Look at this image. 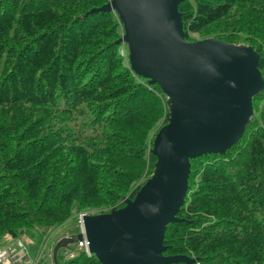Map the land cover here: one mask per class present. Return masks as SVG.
Masks as SVG:
<instances>
[{
	"label": "trees",
	"instance_id": "trees-1",
	"mask_svg": "<svg viewBox=\"0 0 264 264\" xmlns=\"http://www.w3.org/2000/svg\"><path fill=\"white\" fill-rule=\"evenodd\" d=\"M108 1L0 0V239L120 207L152 173L166 96L131 71L117 14L86 15ZM178 10L187 40L251 45L264 77V0H184ZM253 110L224 154L190 159L164 255L264 264V91ZM59 255L57 264H100L82 249Z\"/></svg>",
	"mask_w": 264,
	"mask_h": 264
},
{
	"label": "water",
	"instance_id": "water-1",
	"mask_svg": "<svg viewBox=\"0 0 264 264\" xmlns=\"http://www.w3.org/2000/svg\"><path fill=\"white\" fill-rule=\"evenodd\" d=\"M184 0H109L86 15L113 11L131 71L159 86L168 117L152 140L151 175L132 198L108 212L82 213L78 233L59 238L57 252L85 239L100 264H194L164 255L166 227L189 190L190 159L224 154L253 120V98L264 91L259 52L214 37L187 40L178 6Z\"/></svg>",
	"mask_w": 264,
	"mask_h": 264
},
{
	"label": "rangeland",
	"instance_id": "rangeland-1",
	"mask_svg": "<svg viewBox=\"0 0 264 264\" xmlns=\"http://www.w3.org/2000/svg\"><path fill=\"white\" fill-rule=\"evenodd\" d=\"M192 38L197 39L199 37L196 34H193ZM143 183L140 181L137 185H142ZM78 221L79 214L75 215L71 220H68L67 222L53 229H42L35 227L33 229L26 230L25 234L18 238L4 236L2 239H0V251L6 250L5 252L8 253V256H10H6L7 258H4L2 261H0V264H53L52 249L54 244L59 238L63 236H69L78 233L81 228V224ZM46 241L48 242L43 248L42 246ZM27 247L30 250H33V260L29 258V256L28 258H22V254H24V251H27ZM64 249L71 250L75 254H78L81 251V247L76 246V244H72L69 246V248ZM12 256L15 257L14 262L12 261ZM57 256H60L59 252H57ZM61 258L63 259L62 256Z\"/></svg>",
	"mask_w": 264,
	"mask_h": 264
},
{
	"label": "built area",
	"instance_id": "built-area-1",
	"mask_svg": "<svg viewBox=\"0 0 264 264\" xmlns=\"http://www.w3.org/2000/svg\"><path fill=\"white\" fill-rule=\"evenodd\" d=\"M79 217H81V214H79ZM76 246L81 247L82 250L85 251V253L89 254L88 252V248H87V242L85 239H82L81 241H78L76 243ZM6 250L0 251V261H2L4 258L6 259L8 256V253L5 252ZM74 252H72L71 250H64L61 252V256L63 257V259H68L70 257L74 256ZM7 256V257H6Z\"/></svg>",
	"mask_w": 264,
	"mask_h": 264
},
{
	"label": "crops",
	"instance_id": "crops-1",
	"mask_svg": "<svg viewBox=\"0 0 264 264\" xmlns=\"http://www.w3.org/2000/svg\"><path fill=\"white\" fill-rule=\"evenodd\" d=\"M45 227H43L42 229H44ZM43 247V246H42ZM26 250L27 251H24V254H22L23 255V257L22 258H24V257H27L28 258V256H29V258H31L32 260H33V250H30L28 247L26 248ZM44 256V255H43ZM14 259H15V257H13L12 256V261L14 262ZM18 261V260H17ZM16 261V262H17Z\"/></svg>",
	"mask_w": 264,
	"mask_h": 264
},
{
	"label": "clouds",
	"instance_id": "clouds-1",
	"mask_svg": "<svg viewBox=\"0 0 264 264\" xmlns=\"http://www.w3.org/2000/svg\"><path fill=\"white\" fill-rule=\"evenodd\" d=\"M198 39H199V38H198ZM196 40H197V39H196ZM159 127H160V126H159ZM159 127H158V128H159ZM158 128H157V129H158ZM157 129H156V130H157ZM155 132H156V131H155ZM75 244H76V243H75ZM64 250H65V249L63 248V249H60L58 252L61 253V252L64 251ZM83 251H84V250H83ZM84 252H85V251H84ZM88 252H89V251H88ZM86 254H87V253H86ZM88 255H89V254H88Z\"/></svg>",
	"mask_w": 264,
	"mask_h": 264
}]
</instances>
